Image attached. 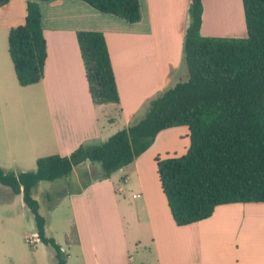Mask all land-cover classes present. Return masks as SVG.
I'll return each mask as SVG.
<instances>
[{"label":"crops","instance_id":"crops-1","mask_svg":"<svg viewBox=\"0 0 264 264\" xmlns=\"http://www.w3.org/2000/svg\"><path fill=\"white\" fill-rule=\"evenodd\" d=\"M27 1L0 6V166L9 171L4 164L10 163L15 173L24 156L34 163L37 152L55 149L67 155L80 144L107 139L144 116L152 98L178 83L188 5V0H139L141 18L129 23L80 0L42 3L44 74L39 82L20 86L7 36L10 28L25 22ZM201 1V35H247L242 0ZM83 30L104 34L118 103L95 104L89 95L76 39ZM24 96L47 111L51 121L43 138H32L19 118ZM171 129L160 131L146 151L108 178L84 161L60 183L58 187L78 185L55 203L66 200L70 213L61 234L52 237L59 245L61 237L78 248L72 257L61 247L66 264H264V202L222 204L206 219L175 224L155 177L157 167L144 159L156 139Z\"/></svg>","mask_w":264,"mask_h":264},{"label":"trees","instance_id":"trees-1","mask_svg":"<svg viewBox=\"0 0 264 264\" xmlns=\"http://www.w3.org/2000/svg\"><path fill=\"white\" fill-rule=\"evenodd\" d=\"M51 1L28 0L25 22L8 32V53L20 86L43 77L47 51L41 4ZM80 1L129 23L141 18L139 0ZM242 7L245 37L203 36L202 1L188 0L183 38L188 77L152 98L139 121L101 143L80 144L67 155L38 157L34 170L15 173L0 166V184L21 194L37 238L54 250L55 264H66L67 256L46 235V219L32 196L36 184L66 178L84 161L98 163L102 177L108 178L146 151L164 129H188L184 154L155 159L161 191L176 225L206 219L218 205L264 202V0H242ZM76 39L93 103H118L104 34L77 31Z\"/></svg>","mask_w":264,"mask_h":264},{"label":"rangeland","instance_id":"rangeland-1","mask_svg":"<svg viewBox=\"0 0 264 264\" xmlns=\"http://www.w3.org/2000/svg\"><path fill=\"white\" fill-rule=\"evenodd\" d=\"M184 68L186 72L187 69L185 63L183 64L182 72L179 73V82L187 79L186 73L185 76H182ZM22 99V110H18V114L20 113L19 118L22 120L24 127L32 138L36 135H38V138H43V135H46L47 133L49 121H51L46 109L42 107V104H37L34 99L33 101L27 100L26 96ZM142 117H136L132 123L139 121ZM8 119L9 117L5 119V121L8 126H10L12 120ZM187 130L186 126L173 127V129L158 137L155 145L145 155L144 159L148 162L147 165H156V158L164 159L167 156H180L184 154L189 145ZM182 131L183 133H180ZM41 138L38 142H41ZM105 140L94 142V144L101 143ZM56 151L57 150L53 149L47 152H37L40 154L36 155L43 157L57 154ZM16 160L19 161L20 159L16 158ZM94 164L98 172H102L100 165L98 163ZM4 165L9 171L15 169L10 166V163ZM15 167H18V170L16 171L19 172L34 170L36 166L33 161L28 163V158L24 156L20 162H17V166ZM149 171H151L149 168H144V173L147 172L146 176L150 179L152 175L154 177V173L152 171L150 173ZM156 176L157 173L155 174V177ZM64 180V178H59L54 181L42 180L32 189V196L39 203V213L47 220L45 232L48 237H52L54 233H58V235L59 233L61 234V230L70 213L66 200H62L58 205L55 204L57 197L63 195L62 193L65 191H71L72 193L75 192V189L78 186H74L73 183H67L64 186L61 185L58 187ZM152 184H154V182H152ZM158 185H160L159 181ZM126 190L127 189L125 188V193H127ZM35 233L36 229L33 216L29 209L24 205L21 194H14L10 191L9 187L0 184V264H54L53 248L41 243L39 239L36 238L37 235ZM32 238L36 240L30 241ZM59 241L61 247L64 248L69 255L74 257L78 248L76 246L69 247L61 237L59 238Z\"/></svg>","mask_w":264,"mask_h":264},{"label":"built area","instance_id":"built-area-1","mask_svg":"<svg viewBox=\"0 0 264 264\" xmlns=\"http://www.w3.org/2000/svg\"><path fill=\"white\" fill-rule=\"evenodd\" d=\"M36 238H37V236H36ZM34 240H36V239L32 238L30 241H34Z\"/></svg>","mask_w":264,"mask_h":264},{"label":"water","instance_id":"water-1","mask_svg":"<svg viewBox=\"0 0 264 264\" xmlns=\"http://www.w3.org/2000/svg\"><path fill=\"white\" fill-rule=\"evenodd\" d=\"M3 0H0V2H2Z\"/></svg>","mask_w":264,"mask_h":264}]
</instances>
